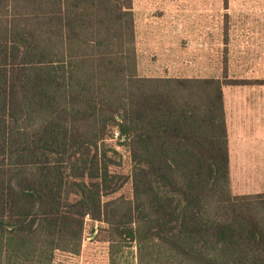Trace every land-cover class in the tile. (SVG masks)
I'll use <instances>...</instances> for the list:
<instances>
[{
    "label": "trees",
    "instance_id": "16d2710c",
    "mask_svg": "<svg viewBox=\"0 0 264 264\" xmlns=\"http://www.w3.org/2000/svg\"><path fill=\"white\" fill-rule=\"evenodd\" d=\"M224 85L139 75L133 0H0V264L80 255L89 219L110 264L133 248L264 264V193L231 189Z\"/></svg>",
    "mask_w": 264,
    "mask_h": 264
},
{
    "label": "rangeland",
    "instance_id": "374dc122",
    "mask_svg": "<svg viewBox=\"0 0 264 264\" xmlns=\"http://www.w3.org/2000/svg\"><path fill=\"white\" fill-rule=\"evenodd\" d=\"M135 4V1H134ZM138 74L146 77H218L226 84L264 71V0H137ZM164 29L166 43L159 31ZM222 59V65L219 64ZM248 59L240 67L239 59ZM246 64V63H245ZM224 78V80L222 79ZM114 145V141L110 143ZM111 171L128 176L131 157L117 148ZM254 169H257L254 172ZM234 194L264 193V164H230ZM133 197L131 181L115 195ZM107 226L87 220L80 255H59L55 264H110ZM136 263V249L124 264Z\"/></svg>",
    "mask_w": 264,
    "mask_h": 264
},
{
    "label": "crops",
    "instance_id": "0c3cea01",
    "mask_svg": "<svg viewBox=\"0 0 264 264\" xmlns=\"http://www.w3.org/2000/svg\"><path fill=\"white\" fill-rule=\"evenodd\" d=\"M136 2L137 0H133L137 39L138 13L136 11V14L134 10ZM166 34L164 29L159 31V35L163 37V44L167 41ZM245 59L240 58L237 64L240 67L247 66L249 60ZM218 60H221L219 64L222 65V59ZM250 73L252 74L249 76L234 78L244 79L249 81L248 83L226 84L223 88L230 164L233 162L252 165L264 164V71L254 70ZM218 77L213 78L221 80ZM222 79L224 80V78ZM256 171L257 169H254V172Z\"/></svg>",
    "mask_w": 264,
    "mask_h": 264
}]
</instances>
